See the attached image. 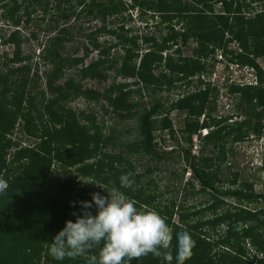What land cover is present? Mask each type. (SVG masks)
Masks as SVG:
<instances>
[{"label":"trees","instance_id":"16d2710c","mask_svg":"<svg viewBox=\"0 0 264 264\" xmlns=\"http://www.w3.org/2000/svg\"><path fill=\"white\" fill-rule=\"evenodd\" d=\"M242 2L0 0V18L9 29L16 28L7 38L1 37L12 54H4L0 65V177L9 185L0 195V264H87L85 257L55 261L47 254V244L66 220L74 221L71 213L79 212L70 202L90 200L86 190L78 192L77 188L75 192L81 181L118 186L122 174H130L134 180L132 189L121 190L138 209L157 211L174 234L182 229L190 233L195 245L185 264H264V186L259 194L248 182L232 189L237 174L230 180L222 175L228 141H242L249 133L259 136L264 129V70L257 62L264 60V8L247 16ZM218 4L219 10H215ZM132 10L146 25V15L158 19L163 27L157 37L133 33L128 16ZM31 23L48 37L41 55L47 68L43 76L38 74V66L31 74V59L21 52V44L28 42L20 37L21 30L29 29ZM174 23L180 27L176 29ZM100 37L106 38L100 41ZM75 41L81 45L82 56L73 57L68 51V44ZM189 42L193 43L190 55L184 56L182 49L189 47ZM231 44L236 45L235 50L229 48ZM217 51L228 63L252 69L256 77L255 84L244 86L225 82L227 94L238 96L237 108L245 115L233 124L226 123L231 118L212 115L215 85L201 78L211 73L209 63L217 61ZM92 53L95 58L86 63ZM71 71L74 74L60 83ZM109 71L115 78L133 82L113 81L103 92L83 85L87 79L106 80ZM38 81L41 90L37 89ZM181 87L192 91H181L169 102L171 92ZM143 91L167 93V97L153 98V104L142 106L134 96L141 98ZM78 99L104 101L120 121L136 117L139 138L113 146L111 136L103 132L104 122L97 124L93 115L85 116L67 106ZM171 112L177 113V129ZM17 127L30 144L12 137ZM202 129L210 131L198 137L200 147L195 155L192 138ZM165 137L173 144L171 152L157 147ZM132 155L152 158L145 173L136 172L137 167L128 159ZM179 157L183 158L179 160L180 172L173 170L160 190L153 176L161 172L160 163L168 160L159 159ZM56 166L75 175L52 189L48 186ZM186 169L190 177L183 182ZM165 193L172 199L163 201ZM188 193L201 194L204 201L189 204ZM222 197H231L235 203L227 204ZM258 202L263 205L256 209L246 206ZM172 252L175 255L174 248ZM93 254L96 250L88 255ZM133 264L167 262L148 256Z\"/></svg>","mask_w":264,"mask_h":264},{"label":"rangeland","instance_id":"374dc122","mask_svg":"<svg viewBox=\"0 0 264 264\" xmlns=\"http://www.w3.org/2000/svg\"><path fill=\"white\" fill-rule=\"evenodd\" d=\"M243 1V10L249 15H253L255 12H259L264 8V0L257 1V0H241ZM220 5H214L215 10H219ZM1 14V10H0ZM129 17L131 18L130 26L133 28V33L139 37L145 35V34H151L154 37H157L158 35V29H161L163 26L159 25L158 19H150L148 15H146L148 18L147 25L144 22H141L139 20V13L136 10H132L128 13ZM39 16V14H38ZM34 23V22H33ZM30 25L29 29H22L20 34V37H26L28 39V42H23L21 44V52L22 55L28 56L31 61L30 65L32 67L31 74L34 73L36 70L35 66H38L37 71L40 76H43V74L46 72L47 68L43 66L41 55H42V48L44 47V44L47 40V36L45 33L42 32V28L40 26ZM176 29L180 27V25H176L174 23ZM16 28H8L7 23L5 20L0 18V65H3L2 63L5 61L4 54L10 56L12 54L11 48L4 44L2 42V36L4 38H7L10 34V32L14 31ZM20 29V28H17ZM20 32V31H19ZM84 33V32H80ZM23 36V37H22ZM79 36H77V39ZM106 37H100V41H104ZM189 47H183L182 53L184 56L190 55V47L193 46V43H188ZM80 43H77V41L73 43L68 44V51L72 54V56H82L83 51L78 48H80ZM229 48L236 49L235 44L229 45ZM79 50L75 51L74 50ZM115 52H118V54H122V51L115 50ZM96 54L92 53L88 60H86V63L89 62L91 58H95ZM216 62L210 64V74L202 75L201 78L204 83L209 82L213 83L215 85V90L217 93L216 101H215V110L212 113L213 116L216 118H231L226 121L227 124H233L234 122L242 121L245 117L243 112H240L237 108V103H239V99L237 95H228L226 92L225 82L228 80V82L236 83V84H247V82H251L253 80V77L250 75L252 74L251 71H248L245 67H238L231 65L227 70H224V61H227L228 59L224 57V55L217 51L215 53ZM260 67L264 70V60L259 59L257 60ZM38 64V65H37ZM2 69V68H1ZM74 74L72 71L71 73L67 74L65 78L60 80V83H63L67 76H71ZM115 81V83H127L131 84L133 82V79H123L121 77H116L113 75L112 71H109L108 77L106 80H103L101 82L93 81V80H85L83 81V85H85L88 88H92L93 90H98L100 92H103L108 88L110 83ZM218 81V82H216ZM44 82V81H42ZM43 88L41 81H38L37 89L41 90ZM136 87H131L132 90H134ZM192 91V88H185L181 87L180 89H176L171 92L169 98V102L173 99L178 98V94L181 91ZM143 96L141 98H138V96H134L139 100V104L142 106H148L150 104L154 103L153 98H158L161 96V99L164 100L165 97H167V93L162 94H151L146 93L143 91ZM168 102V103H169ZM167 104V103H166ZM68 107L73 109L76 112H83L85 116L93 115L96 119L97 124H102L104 122V133L106 135L111 136V143L112 145H118L126 144L135 142L139 136H138V129H137V121L136 117L127 120V121H120L116 118V115L111 111V109L106 105V103L103 101L97 102H88L83 99H78L75 101L70 102L67 104ZM177 113L171 112L170 118L173 120L172 124L175 129L178 128V122L176 123L177 119H175ZM182 118V117H181ZM202 117L200 118V120ZM160 119H158L159 121ZM264 123V119H263ZM210 129L206 130V133H208ZM159 132L156 133V139H159ZM202 135V134H201ZM15 139H21L24 142V145L30 144L26 140L22 139L20 128L17 127V130L12 135ZM192 147V153L195 155H198V150L200 147V140L197 139L195 143H193ZM182 146L186 147L185 143H182ZM157 147L165 150L167 152H171V149L173 147V144L170 139L165 137L164 142H160L157 144ZM227 150V164L222 165V175L225 179L230 180L233 177V174H237V184L230 187L232 189L239 188L241 183L248 182L253 184V190L255 194H259L263 190L264 186V129L262 130L261 134L259 136H255L253 133H249V135L239 142H229L226 145ZM129 160L135 165L136 172L138 173H145L146 166L150 165L152 162V158L150 157H144L142 155H132L128 157ZM157 160V159H154ZM159 160H168L167 162H161V172L156 173L153 178L155 179V182H158L160 190H164L165 184L168 182V178L170 177L172 171L180 172L182 165L179 160H183L182 157H179L178 159H167V158H161ZM177 160V161H175ZM150 161V162H149ZM190 170L186 169V172L183 176V182L185 180L189 179ZM75 173L73 171L67 170L66 168H58L57 166L54 168L53 174L51 176V179L49 181V186L52 189H55L56 186L59 183L64 182L67 179H71L74 177ZM85 181V180H84ZM83 182V181H82ZM77 188H80L77 190ZM83 188V189H81ZM194 192L198 190V186L195 183L194 186ZM78 192H82L83 190H86L88 192L86 196H89L91 193L94 192V190L101 191L100 188H97L95 185L91 184H79L78 187H75ZM225 188H221V191H224ZM194 192H192L194 194ZM172 195L169 193H165L163 196V201L171 200ZM188 197L186 198V202L189 204H199L200 202L204 201L203 195H193L191 196V193H188ZM193 197V198H192ZM222 199L227 202V204H234L235 200L231 197H222ZM263 205V202H258L256 204H247L246 206L250 209H256ZM176 221V219L174 218ZM252 251L249 250V255H252Z\"/></svg>","mask_w":264,"mask_h":264},{"label":"clouds","instance_id":"9594fccd","mask_svg":"<svg viewBox=\"0 0 264 264\" xmlns=\"http://www.w3.org/2000/svg\"><path fill=\"white\" fill-rule=\"evenodd\" d=\"M231 65L238 68L224 61L223 72ZM247 69L251 71L253 80L244 85L255 84L253 70ZM206 130H200L193 138L206 136ZM118 180V186L113 184L110 187H102L92 180L81 181L82 184L98 186L106 195L93 192L90 200L70 202V207L78 206L79 212L73 211L71 215L74 221L66 220L51 238L47 244V254L58 262L85 257L87 264H133V261L152 256L163 258L167 264H172L173 260L175 264H185L195 245L190 233L182 229L174 234L157 211L138 209L136 202L121 190L133 188L134 180L130 174H122ZM8 187L7 180L0 177V195ZM93 250H96V254L89 256Z\"/></svg>","mask_w":264,"mask_h":264},{"label":"built area","instance_id":"2783aa9c","mask_svg":"<svg viewBox=\"0 0 264 264\" xmlns=\"http://www.w3.org/2000/svg\"><path fill=\"white\" fill-rule=\"evenodd\" d=\"M248 83H251V82H248ZM193 141H194V143H195V141H197V139H196V138H193Z\"/></svg>","mask_w":264,"mask_h":264}]
</instances>
